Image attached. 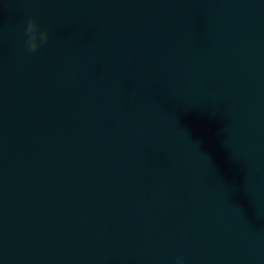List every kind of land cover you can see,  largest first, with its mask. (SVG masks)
<instances>
[{"label":"water","instance_id":"1","mask_svg":"<svg viewBox=\"0 0 264 264\" xmlns=\"http://www.w3.org/2000/svg\"><path fill=\"white\" fill-rule=\"evenodd\" d=\"M181 255L264 264V0H0V264Z\"/></svg>","mask_w":264,"mask_h":264},{"label":"clouds","instance_id":"2","mask_svg":"<svg viewBox=\"0 0 264 264\" xmlns=\"http://www.w3.org/2000/svg\"><path fill=\"white\" fill-rule=\"evenodd\" d=\"M25 50L29 53L38 52L46 45L52 36V30L49 27H43L37 14H33L26 22L24 27ZM186 257L181 255L176 257L174 264H185Z\"/></svg>","mask_w":264,"mask_h":264}]
</instances>
